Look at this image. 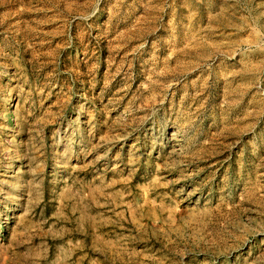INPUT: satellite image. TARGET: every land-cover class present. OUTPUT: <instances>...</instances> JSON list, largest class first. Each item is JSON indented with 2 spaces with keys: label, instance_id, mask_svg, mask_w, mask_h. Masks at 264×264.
<instances>
[{
  "label": "rangeland",
  "instance_id": "374dc122",
  "mask_svg": "<svg viewBox=\"0 0 264 264\" xmlns=\"http://www.w3.org/2000/svg\"><path fill=\"white\" fill-rule=\"evenodd\" d=\"M0 264H264V0H0Z\"/></svg>",
  "mask_w": 264,
  "mask_h": 264
}]
</instances>
